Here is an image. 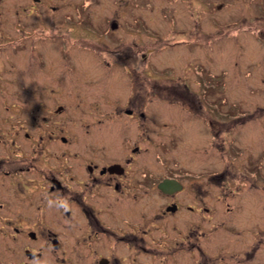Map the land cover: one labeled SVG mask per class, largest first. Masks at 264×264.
<instances>
[{
	"label": "flooded vegetation",
	"instance_id": "af4514ba",
	"mask_svg": "<svg viewBox=\"0 0 264 264\" xmlns=\"http://www.w3.org/2000/svg\"><path fill=\"white\" fill-rule=\"evenodd\" d=\"M148 1L0 0V264H254L256 256L264 258V238L235 242L228 257L222 242L210 255L207 232L187 224V213L201 220L222 208L232 178L218 173L194 189L187 168L168 165L166 152L183 136L180 123L187 125L191 114L214 149L223 127L238 123L203 111L185 80H146L157 98L146 106L152 96L146 101L142 93L144 67L152 66L146 58L155 48L127 40L126 13ZM68 4L73 16L62 12ZM97 6L107 14L91 15ZM47 19L52 30L43 28ZM63 21L75 30H60ZM47 42L51 62L42 51ZM80 51L94 61L87 68L109 75L101 79L103 99L87 95L100 79L94 89L79 79L86 69L79 61L87 57ZM63 57L65 69L55 62ZM113 74L129 94L112 98ZM159 103L164 110L153 109ZM240 179L232 196L256 183Z\"/></svg>",
	"mask_w": 264,
	"mask_h": 264
},
{
	"label": "rangeland",
	"instance_id": "374dc122",
	"mask_svg": "<svg viewBox=\"0 0 264 264\" xmlns=\"http://www.w3.org/2000/svg\"><path fill=\"white\" fill-rule=\"evenodd\" d=\"M148 3L129 5L126 13L129 22L127 40H142L144 48L149 44L155 48L146 58L152 66L144 67L145 75L149 76L143 78L142 93L146 101L152 96L146 106L157 100L146 80L159 78L166 83L179 79L187 81L199 97L203 111H218L224 121L237 119L238 125L223 127L215 141L219 143L218 147L214 149L209 135L201 132V127L199 131L196 121L187 113V125L180 123L183 136L165 157L169 166L187 168V178L194 189L203 187V178H214L218 173L219 178H232L224 184L222 208L205 213L201 220L199 214L187 213V224L192 221V227L197 225L207 232L203 243L210 255L215 254L218 244L223 242L228 245L224 246L223 255L232 256L235 242L243 238H264V0H149ZM62 12L73 16L74 8L68 4ZM104 13L107 14V10L101 6L91 8L90 12L94 16ZM75 26L63 21L59 29L71 31ZM43 28L52 30L53 25L47 19ZM5 29L12 30L6 25ZM150 30L158 32H148ZM42 51L46 61L51 62L49 42L43 45ZM80 52L87 57L79 61L82 68L86 67L80 71L79 79L94 89V85H99V79L106 80L109 75L87 68L94 61L88 58V53ZM55 62L65 69L64 65L69 61L63 57ZM153 69L160 70V74ZM102 80L97 89L87 94L91 99L105 97L106 83ZM107 85L112 98L129 94V87L127 92L124 91L121 76L113 74ZM162 106L159 103L153 109L164 110ZM165 110L176 111L173 107ZM210 150L214 154L211 155ZM163 171L160 165V172ZM240 178H253L256 183L253 187L250 184L244 186L238 197L232 196V191L243 186ZM235 201L240 202L238 210L232 208ZM211 202L217 203L215 198ZM227 203L229 210L225 209ZM254 260V264H264L263 256H256Z\"/></svg>",
	"mask_w": 264,
	"mask_h": 264
},
{
	"label": "trees",
	"instance_id": "16d2710c",
	"mask_svg": "<svg viewBox=\"0 0 264 264\" xmlns=\"http://www.w3.org/2000/svg\"><path fill=\"white\" fill-rule=\"evenodd\" d=\"M263 22V21H262ZM260 32V31H259ZM188 91V90H187Z\"/></svg>",
	"mask_w": 264,
	"mask_h": 264
}]
</instances>
